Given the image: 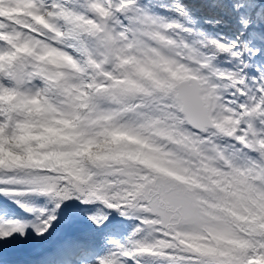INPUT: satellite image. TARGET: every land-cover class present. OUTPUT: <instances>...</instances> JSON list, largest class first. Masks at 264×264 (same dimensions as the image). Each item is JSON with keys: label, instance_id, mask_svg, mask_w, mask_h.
<instances>
[{"label": "snow or ice", "instance_id": "snow-or-ice-1", "mask_svg": "<svg viewBox=\"0 0 264 264\" xmlns=\"http://www.w3.org/2000/svg\"><path fill=\"white\" fill-rule=\"evenodd\" d=\"M32 2L36 14L49 12L48 22L63 34L62 47L71 45L82 57L91 72L87 83H93V87L111 85L109 93L101 94L108 99L118 96L123 102L129 97L137 98L138 102L126 104L124 111L134 113L147 126L163 132L171 142L207 145L209 150L225 157L228 162L223 172L242 174L256 194V204L249 220L242 225L243 231H237L233 245L197 246L189 239L195 234L187 232L185 225L197 222L206 210L207 205L200 199L204 189L191 186L179 174L170 175L168 169L147 172L141 169L130 175L84 171L78 176L48 169L0 170V195L43 196L53 205L32 208L15 199L34 219L0 221V241L8 243L29 235L30 231L37 237L44 236L57 221L61 205L76 200L84 205L101 206L102 210L87 216L98 228L109 222L112 212L137 221L123 242L109 241L110 250L98 257L96 264H264V63L257 67L249 62L252 57H264V46H257L249 39L252 32L264 29V13L249 10L242 0H232L240 35L233 41L197 39L196 70L191 73V83L169 80L151 90H138L131 84H113L110 76L97 74L96 65L103 67V63L112 62L116 56L123 58L121 41L140 47L145 41L165 39V32L193 34L192 28L152 14L140 0H104L103 3L90 0V15L78 11L72 0ZM170 10L184 15L178 0H172ZM4 19L0 17V23ZM241 37L247 42L242 44ZM5 54L11 55V50L0 51V55ZM220 54L235 62V70L217 66ZM35 71V63L27 56L0 63V94L19 93ZM45 83L46 90L61 87L47 80ZM221 89H226L222 99L232 121L228 143L223 146L208 131L211 101Z\"/></svg>", "mask_w": 264, "mask_h": 264}, {"label": "clouds", "instance_id": "clouds-1", "mask_svg": "<svg viewBox=\"0 0 264 264\" xmlns=\"http://www.w3.org/2000/svg\"><path fill=\"white\" fill-rule=\"evenodd\" d=\"M89 3L72 0V6L85 15L91 14ZM49 15L46 10L36 14L32 0H0V17L5 18L0 23V51L11 50V55H0V63L27 56L36 65L19 93L0 94V170L48 169L78 176L84 171L130 175L141 169H168L170 175L179 174L191 186L204 189L200 199L206 210L197 222L185 225L195 234L189 237L192 243L233 245L256 204L246 178L225 174L228 161L209 146L177 145L124 111L137 98L121 102L118 96L103 97L112 86L93 87L86 82L91 72L71 45L62 47L63 34L48 22ZM196 41L175 32H165V39L145 41L140 47L121 41L123 58L116 56L95 70L110 76L113 84H131L138 90H151L169 80L191 83ZM46 80L61 87L46 90ZM225 91L221 89L211 101L208 124L210 135L221 146L228 143L232 124L222 99Z\"/></svg>", "mask_w": 264, "mask_h": 264}, {"label": "trees", "instance_id": "trees-1", "mask_svg": "<svg viewBox=\"0 0 264 264\" xmlns=\"http://www.w3.org/2000/svg\"><path fill=\"white\" fill-rule=\"evenodd\" d=\"M178 2L183 6L184 15H179L170 10L172 0H140V3L152 14L168 21H178L192 28L194 32L191 36L182 33L189 40L206 37L233 41L240 35V26L232 13V0H178ZM242 2L248 6L249 10H254L257 14L264 13V7H262L264 0H242ZM217 19L221 21L219 24L215 23ZM206 21L211 22L206 23ZM249 39H252L257 46H264V29L252 32ZM246 42L244 37H241V43ZM249 62L258 67L264 63V57H252ZM217 66L232 70L236 68L235 62L231 61L225 54L219 55ZM249 75L251 76L252 73ZM69 201H65L62 205ZM128 225L130 224L128 223Z\"/></svg>", "mask_w": 264, "mask_h": 264}, {"label": "rangeland", "instance_id": "rangeland-1", "mask_svg": "<svg viewBox=\"0 0 264 264\" xmlns=\"http://www.w3.org/2000/svg\"><path fill=\"white\" fill-rule=\"evenodd\" d=\"M44 204L45 201H41V205L43 206ZM52 206L53 205L49 206L48 208H51ZM100 210L102 209L99 205H84L81 202L77 207L69 210L67 209V211L64 209L62 210L61 207L57 211V221H55L52 228H50L49 231L45 233L48 234L47 239L50 241L52 240L53 242V239L51 237L57 235V233L59 232V235L61 237L72 234L75 238H84L85 243H87L89 247L91 246L95 249V253L92 255L95 259L106 255L111 248V244L109 241H121V237L115 234V225L121 223L122 220H120L119 217L111 216L110 214L116 213L112 212L109 214V222L105 226L98 228L95 225H92L91 222L87 220V216ZM53 231H55V233ZM30 235H32L33 237L29 238ZM113 235H116V237L118 238L113 237ZM37 241H40L39 237H37L35 233H29V235L22 237L21 244H18V246L15 247L19 249L26 245L29 247H34ZM44 242V244H48L46 238ZM15 247H5V249H15ZM2 248L4 247L0 245V251ZM23 254V252H15L14 255L16 256V258H19ZM2 261L4 262L5 260H0V264L2 263Z\"/></svg>", "mask_w": 264, "mask_h": 264}, {"label": "bare ground", "instance_id": "bare-ground-1", "mask_svg": "<svg viewBox=\"0 0 264 264\" xmlns=\"http://www.w3.org/2000/svg\"><path fill=\"white\" fill-rule=\"evenodd\" d=\"M23 255H24V254H23ZM23 255H22V256H23ZM1 264H13V263H11V261H9V260L5 259V261H4V262L2 261V263H1Z\"/></svg>", "mask_w": 264, "mask_h": 264}]
</instances>
